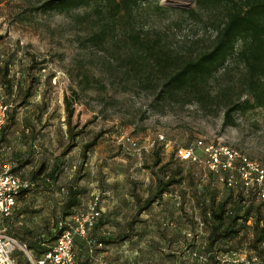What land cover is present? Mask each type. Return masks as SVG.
I'll return each instance as SVG.
<instances>
[{
    "label": "rangeland",
    "instance_id": "rangeland-1",
    "mask_svg": "<svg viewBox=\"0 0 264 264\" xmlns=\"http://www.w3.org/2000/svg\"><path fill=\"white\" fill-rule=\"evenodd\" d=\"M43 1L0 0V59L9 58L14 79L11 94L5 90L9 125L0 141L10 148L19 168L34 167L27 179L35 187L42 184L50 189L48 199L53 206L46 213L53 221L22 232L27 238L16 230L7 232L20 243H35L40 234L66 225L75 211L89 203L92 192L104 190L108 195L103 200L110 204H102V217L90 232L102 245L78 241L74 246L75 254L80 248L87 251L91 260L87 264L105 262V252L111 249L126 251L124 264H132L133 250L137 252L134 264H200L192 253L212 252L206 206L214 194L216 199L227 198L229 190L207 168L179 159L175 151L198 140L222 143L264 165V109L234 113V123L223 124L226 96L235 97L240 91L241 66L229 59L210 78L206 104L195 97L191 103L183 102L182 95L157 97L158 87L123 79L118 72L108 75L101 52L78 45L72 14L44 12L40 9ZM159 4L176 10L156 11L150 5L138 20L172 47L184 45V39L196 32L204 31L205 38L213 34L211 14L197 19L182 12L193 8L195 0H159ZM83 74L90 76V82L83 80ZM72 90L77 96L69 127L78 135L76 146L61 155L70 141L64 96L72 98ZM27 92L30 97L20 105ZM158 135L165 141L150 147ZM94 136L96 144L84 160L82 146ZM127 136L141 149L123 144ZM196 151L201 156V149ZM170 175L181 182L138 213L142 201L137 199L152 196L157 182ZM29 251L26 246V251L14 253L19 264H36Z\"/></svg>",
    "mask_w": 264,
    "mask_h": 264
},
{
    "label": "trees",
    "instance_id": "trees-1",
    "mask_svg": "<svg viewBox=\"0 0 264 264\" xmlns=\"http://www.w3.org/2000/svg\"><path fill=\"white\" fill-rule=\"evenodd\" d=\"M150 5H154L156 11L176 10L160 5L159 0H44L40 9L44 12L71 13L75 29L78 30V45L101 52L100 59L107 65L108 75L118 72L123 79L135 78V81L145 82L147 86L158 87L157 97L164 99L182 95L183 102L191 103V97H195L206 104L209 96L206 85L210 78L229 59H234L241 66L238 75L240 91L235 97L226 96L223 124H233L234 113L264 109V0H195L193 8L182 12L197 16V19L203 13L211 14L214 18L211 20L213 34L205 38L204 31L202 34L196 32L195 36L184 39V45L179 47H172L166 43L164 36L156 31L152 33L139 23L138 17ZM10 67L9 58L0 59V86L5 101V90L11 94L14 87ZM82 77L87 83L90 82L88 74ZM17 87H21V83ZM72 93V98L64 96L70 141L61 155L76 146L75 137L78 135L69 127L77 96L75 90ZM29 97L27 92L20 105H25ZM8 125L5 123L2 127L0 138L4 137ZM96 141L97 136H94L83 144L80 153L82 159L87 158L88 151ZM157 142L160 141L156 140L152 147ZM179 172L177 170L175 174ZM180 182L171 175L166 180H159L152 196L137 199L142 201L137 212L147 209L171 185ZM222 183L229 190L227 198L216 199L214 194L206 206L211 223L209 247L212 252L208 253L209 259H213L214 264L215 256L223 251L252 250L262 258L264 264V201L254 203L253 198H258L257 187L245 188L240 182L229 187ZM101 217L102 214L89 230L87 238L76 237L74 242L83 241L87 246L101 243L90 237V232L97 227ZM250 219L253 222L248 224ZM70 221L71 216L66 225L54 228L46 235L40 234L37 242L27 244L25 240L22 244L28 246L33 259L37 261L54 247L58 236L69 229ZM215 248L219 250L213 251ZM79 251L75 254L74 264L90 262L87 251L82 248Z\"/></svg>",
    "mask_w": 264,
    "mask_h": 264
},
{
    "label": "built area",
    "instance_id": "built-area-1",
    "mask_svg": "<svg viewBox=\"0 0 264 264\" xmlns=\"http://www.w3.org/2000/svg\"><path fill=\"white\" fill-rule=\"evenodd\" d=\"M9 108L10 104L5 101L3 88L0 86V132L6 123ZM124 139L123 144L133 146L136 150L141 149L129 136ZM156 140L165 141V138L163 135H158ZM156 140H152L149 146L152 147ZM197 149H201V156L196 152ZM5 150V145L0 146V158ZM177 156L181 160H187L207 168L229 187L236 186L238 182L245 188L256 186L258 198L264 201V165L239 154L231 147L222 143L205 144L202 140H198L189 147L180 148ZM35 186L34 181L23 179L8 168L1 171L0 221L12 214L16 207L17 197L22 192L32 190ZM107 193L104 190L95 191L87 208L71 215L69 229L64 230L58 236L54 247L37 260L36 264H74V240L76 237L87 238L89 230L95 226L103 212V197ZM175 197L179 198L177 195ZM97 245L101 246V243H97ZM18 249L26 251L24 244L4 228H0V264H19L14 256ZM192 255L200 264H206L210 260L209 254L193 252ZM214 264H262V258L257 254L250 255L243 251H229L215 256Z\"/></svg>",
    "mask_w": 264,
    "mask_h": 264
},
{
    "label": "crops",
    "instance_id": "crops-1",
    "mask_svg": "<svg viewBox=\"0 0 264 264\" xmlns=\"http://www.w3.org/2000/svg\"><path fill=\"white\" fill-rule=\"evenodd\" d=\"M54 140L55 138L52 137L53 143ZM9 149H10L9 147H6L3 156L0 158V172L3 171L5 168H8L12 173L20 176L23 179H27V177H30V175L32 174V169L34 167L30 166V164H25L19 168L18 167L19 164H17L18 160L14 159ZM45 181L50 182V178H46ZM49 190L50 189L47 190L46 188H44L42 184H39L37 187L33 188L30 191L22 192L17 197L16 207L12 212V214L9 217L0 221V228H4L6 231L11 233L13 230L14 231L16 230L20 237L27 238L26 235L22 234V232L28 233L29 231L32 230L34 231V228H36L37 225H41V223H44V221L52 222L53 221L52 216L46 213L47 209L52 208L53 206L50 200L48 199L49 196L51 195V191L49 192ZM94 192H92L91 194H93ZM88 204L89 203H87L85 207L79 209L78 211L85 210ZM102 204H104L105 207H109L110 202L109 200H103ZM252 222L253 220L250 219L248 221V224H251ZM46 234L47 233H44L42 235H46ZM29 240H32V238ZM17 251H22V250L19 249ZM249 251L252 252V250ZM125 252L126 251L123 252L122 250H116V249L108 250L105 252V254L107 253L105 262L100 261L101 262L100 264H124L123 257L125 256ZM243 252L248 253L246 250H243ZM135 254H137V252L133 250L132 256L134 258L132 264H134V260L136 259ZM15 255H19V254H15ZM113 257L116 258L113 260L111 259Z\"/></svg>",
    "mask_w": 264,
    "mask_h": 264
}]
</instances>
